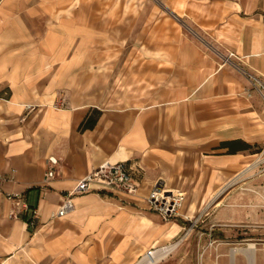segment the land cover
<instances>
[{"label": "crops", "instance_id": "0c3cea01", "mask_svg": "<svg viewBox=\"0 0 264 264\" xmlns=\"http://www.w3.org/2000/svg\"><path fill=\"white\" fill-rule=\"evenodd\" d=\"M159 1L0 0V264H136L264 149V0ZM105 161L135 194L52 218ZM157 181L183 193L178 217L148 207Z\"/></svg>", "mask_w": 264, "mask_h": 264}, {"label": "rangeland", "instance_id": "374dc122", "mask_svg": "<svg viewBox=\"0 0 264 264\" xmlns=\"http://www.w3.org/2000/svg\"><path fill=\"white\" fill-rule=\"evenodd\" d=\"M146 2L135 4V13L163 11L159 0ZM180 220L171 244L160 247L178 246L158 264H230V251L249 244L254 245V264H264V149L210 202ZM234 264L247 263L237 254Z\"/></svg>", "mask_w": 264, "mask_h": 264}, {"label": "built area", "instance_id": "2783aa9c", "mask_svg": "<svg viewBox=\"0 0 264 264\" xmlns=\"http://www.w3.org/2000/svg\"><path fill=\"white\" fill-rule=\"evenodd\" d=\"M259 92L264 99V85L259 84ZM29 108V107H27ZM52 166L56 164L53 159L48 160ZM53 172L49 170L45 174V180L51 178ZM4 178L0 176V184ZM137 186L135 185L132 172L125 162L110 163L102 162L96 168L91 170L86 176L78 180L72 190L66 193L65 198L58 209L51 214L52 218L64 217L73 208L72 198L88 192H107V193H126L135 194ZM16 198V196H12ZM183 193L177 190L166 189L162 181H157L149 190L146 198L148 207L157 212L163 219H172L179 216V211L184 203ZM36 218L33 217L28 223L34 227ZM162 247H155L147 250L136 264L147 263L157 264L154 257Z\"/></svg>", "mask_w": 264, "mask_h": 264}, {"label": "bare ground", "instance_id": "6f19581e", "mask_svg": "<svg viewBox=\"0 0 264 264\" xmlns=\"http://www.w3.org/2000/svg\"><path fill=\"white\" fill-rule=\"evenodd\" d=\"M177 246L178 244L176 243L171 246L162 247V249H160L155 255L154 261H156L158 264L162 259L167 257L171 252H173L177 248ZM253 251H254V245L252 244H249L246 249H232L229 255L230 264L235 263V258L237 254H242L244 258L246 259L247 264H254V252ZM140 264H147V263L142 262Z\"/></svg>", "mask_w": 264, "mask_h": 264}, {"label": "trees", "instance_id": "16d2710c", "mask_svg": "<svg viewBox=\"0 0 264 264\" xmlns=\"http://www.w3.org/2000/svg\"><path fill=\"white\" fill-rule=\"evenodd\" d=\"M100 111L98 110H91L83 119V121L79 124L78 126V131L83 132L86 130H91L95 126L99 116H100Z\"/></svg>", "mask_w": 264, "mask_h": 264}]
</instances>
